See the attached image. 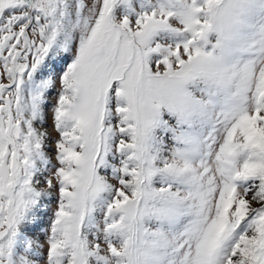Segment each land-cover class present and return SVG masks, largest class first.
Instances as JSON below:
<instances>
[{"label": "snow or ice", "instance_id": "1", "mask_svg": "<svg viewBox=\"0 0 264 264\" xmlns=\"http://www.w3.org/2000/svg\"><path fill=\"white\" fill-rule=\"evenodd\" d=\"M0 264H264V0H0Z\"/></svg>", "mask_w": 264, "mask_h": 264}]
</instances>
